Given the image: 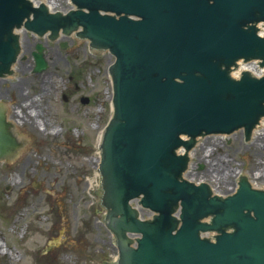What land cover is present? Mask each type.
Returning <instances> with one entry per match:
<instances>
[{"label": "water", "instance_id": "1", "mask_svg": "<svg viewBox=\"0 0 264 264\" xmlns=\"http://www.w3.org/2000/svg\"><path fill=\"white\" fill-rule=\"evenodd\" d=\"M71 1L76 8L64 14L30 0H0V75L17 58L13 29L20 26L39 35L49 31L50 38L75 32L115 56L108 69L113 113L98 169L116 264H264V190L241 177L236 192L222 198L211 195L207 183L182 177L197 136L242 127L248 137L264 115V74L229 75L240 58L264 65V36L256 27L264 21V0ZM35 49L33 71L40 72L48 63L43 45ZM2 105L5 157L25 136H16ZM135 197L156 212L152 219L137 217L129 204ZM207 215L209 223L200 220ZM204 230H215V241L200 238ZM127 233L139 235L134 245Z\"/></svg>", "mask_w": 264, "mask_h": 264}, {"label": "rangeland", "instance_id": "2", "mask_svg": "<svg viewBox=\"0 0 264 264\" xmlns=\"http://www.w3.org/2000/svg\"><path fill=\"white\" fill-rule=\"evenodd\" d=\"M20 34L24 58L16 61L11 75L0 77V99L36 118L33 126L18 124L25 144L8 161L0 160V242L15 254L0 248V264L114 262L112 234L103 226L98 175L95 181L98 136L111 113L106 65L113 58L75 35L49 40ZM38 41L44 43L48 60L40 73L32 71L31 56ZM60 41L67 42L65 49ZM81 95L89 102L82 103ZM20 101L32 102L16 108ZM257 132L264 139V128ZM256 136L246 140L236 130L226 138L200 137L186 178L203 180L224 193L233 190L240 171L264 189V175H256L264 174V142Z\"/></svg>", "mask_w": 264, "mask_h": 264}, {"label": "bare ground", "instance_id": "3", "mask_svg": "<svg viewBox=\"0 0 264 264\" xmlns=\"http://www.w3.org/2000/svg\"><path fill=\"white\" fill-rule=\"evenodd\" d=\"M259 27H260V32H261V33H264V24H263V23H260V24H259ZM13 69H16V67H15L14 64L12 65L10 72L13 71ZM10 72L8 73V75H11V74H12V73L10 74ZM8 75H7V76H8ZM31 102H32V101L28 102L27 104L24 103V102H22V101H20V103H16V102H13V103H16V104H17V105L15 106L16 108H19V107H20V108L22 109V107H25V108H26L29 104H31ZM1 103H2L3 105H5V107H4V114L6 113V117H5V119H11L12 124H13V127H14V130H15V133H16V136H20L19 131H18V128H17L18 124L23 125V123H25V122L27 121L29 124H31V126L35 125L34 117L36 118V115L33 117V116L30 115V113L28 114V112H27L26 110H25V113H21V114H20L17 110L12 109L10 105H8L7 103L2 102L1 99H0V104H1ZM14 118H17V119L20 120V121L16 122V121L14 120ZM36 122H37V120H36ZM43 124H45V123L43 122ZM260 128H264V116H263L262 118H260V120H259V124H256V125H255V127H254L253 130H252V134H251V136L257 135V136H256V137H258L257 139H260L262 142H264V139L259 138V134H257V133H258L257 131H258ZM262 148H263V147H261V149H262ZM17 149H18V148L16 147L15 150H14V152H13L12 154L16 153V150H17ZM260 154H261V153L258 152V155H260ZM258 155H257V156H258ZM259 160H260V159H259ZM258 163H260V164H259V167H261V166H260V165H261V161H258ZM236 173H240V171H236ZM240 174H241V173H240ZM256 175H264V174H262V173L260 172V173H257ZM247 177H248L249 182H250V184H251L252 187H260L259 184H256V183H255V182L249 177V175H247ZM0 248H1L2 252H5V253H7V254H10V255L15 256L14 252H13V251H9L8 248H7L4 244H2V242H0Z\"/></svg>", "mask_w": 264, "mask_h": 264}, {"label": "flooded vegetation", "instance_id": "4", "mask_svg": "<svg viewBox=\"0 0 264 264\" xmlns=\"http://www.w3.org/2000/svg\"><path fill=\"white\" fill-rule=\"evenodd\" d=\"M76 88L78 89V86H76Z\"/></svg>", "mask_w": 264, "mask_h": 264}]
</instances>
